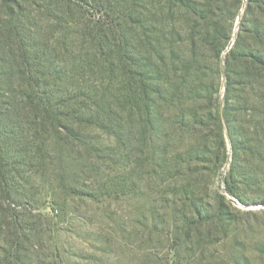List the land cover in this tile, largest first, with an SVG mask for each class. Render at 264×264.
Masks as SVG:
<instances>
[{"label":"trees","instance_id":"16d2710c","mask_svg":"<svg viewBox=\"0 0 264 264\" xmlns=\"http://www.w3.org/2000/svg\"><path fill=\"white\" fill-rule=\"evenodd\" d=\"M246 2L223 67L243 0H165L156 19L149 0H0V264H33L21 218L33 177L53 184L57 172L71 196L128 193L131 177L93 165L118 160L90 129L118 142L138 133L143 164L180 217L170 232L178 246L198 229L205 244L214 228L232 233V201L218 192L205 202L203 187L229 155L228 195L264 204L239 191L263 186L249 158L264 154V0ZM84 173L101 177L98 190L79 188Z\"/></svg>","mask_w":264,"mask_h":264},{"label":"rangeland","instance_id":"374dc122","mask_svg":"<svg viewBox=\"0 0 264 264\" xmlns=\"http://www.w3.org/2000/svg\"><path fill=\"white\" fill-rule=\"evenodd\" d=\"M246 1L243 0L239 9L231 43L236 39ZM149 3L152 17H160L159 9L164 6L165 0H149ZM164 11L167 15V9ZM173 26V23H169L164 28L170 30ZM229 49H226L222 57L223 67ZM89 131L100 144L111 147L118 160V164L107 159L100 160L99 164L93 161V165L102 168V175L122 180L126 176L131 177L126 187L128 193L95 199L71 196L56 185L57 172L51 176L53 184L49 180L33 177L35 183H32V193L35 199L31 203L32 209L21 213V218L29 222L32 228L26 230V235L33 244L27 245L33 264H264V204L240 202L243 206H239L231 202L224 187L230 155L215 170L211 182L203 187H206L205 202L214 204L218 192L227 195L236 213V221L231 226L232 233L226 236L225 231L214 228L211 231L212 243L205 244L203 241L208 230L198 229L193 234L184 235L191 236V242L178 246L170 232L172 223L180 217L172 214L169 207L173 201L166 194L167 184L164 181L160 184L153 181L150 166L143 164L144 158L138 152V133H128L122 142H118L114 136L102 130ZM226 136L228 153L231 154L227 131ZM249 167L258 175L263 186L241 185L239 191L245 197L262 200L264 154L262 158L250 157ZM85 176L86 184L79 188L98 190L102 183L101 177L95 173H84ZM51 185L52 189L49 190ZM175 203L177 209L180 205L187 210L185 215H189V218L192 216L184 201L175 200ZM251 205L257 207H245ZM233 237L237 245H234ZM5 246L1 238L0 261L3 260L2 249Z\"/></svg>","mask_w":264,"mask_h":264},{"label":"water","instance_id":"95a60500","mask_svg":"<svg viewBox=\"0 0 264 264\" xmlns=\"http://www.w3.org/2000/svg\"><path fill=\"white\" fill-rule=\"evenodd\" d=\"M245 6V5H244ZM238 23H239V20L237 21V27H236V29L238 28ZM232 44L233 43H231L229 46H228V49L232 46ZM225 69H223V73H222V75H223V78H225V71H224ZM226 185H225V181H224V187H225ZM229 199L234 203V204H237V205H239V206H243L239 201H237L234 197H230L229 196ZM245 207H248V208H254V207H257V205H251V206H245Z\"/></svg>","mask_w":264,"mask_h":264}]
</instances>
